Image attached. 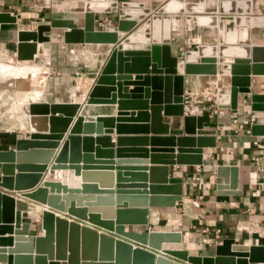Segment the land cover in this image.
<instances>
[{
  "label": "water",
  "instance_id": "obj_1",
  "mask_svg": "<svg viewBox=\"0 0 264 264\" xmlns=\"http://www.w3.org/2000/svg\"><path fill=\"white\" fill-rule=\"evenodd\" d=\"M12 21L16 19L10 13H0V23ZM138 25L139 21L135 18H120L117 25H112L106 30L97 29L94 11L84 13L82 26L74 18H54L49 24L40 25L37 30L18 31L17 56L20 60H33L38 52L37 42L49 40L44 34L50 33L53 29H63L64 41L69 44H112L109 56L86 102L89 104L117 102L121 110L135 103L128 100L118 101V98L127 96L123 95L120 82L119 93H112L115 89L111 85L116 84V80H129L133 73L137 74V80H144L146 83L152 80L150 117L161 120L162 112L166 115L184 117L183 129L168 131L178 135L176 143L186 149L180 147L178 155L167 156L166 158L170 159L176 158V162L167 161L165 164H202V148L217 145V130L204 127L210 122V109L204 110L201 115H185V74L230 76V101L221 107L237 109L239 95H250L252 111L263 113V122L253 123L250 127L251 133L264 136V92H254L252 89V76L264 75V44H251L248 56L236 57L230 63L220 61L215 55L200 54L191 58V50H187L182 55L185 60L184 74H178V65L183 61H179L177 55H172V46L169 42H152L146 48L122 46L123 41ZM116 73L117 75H113ZM172 82L173 90L170 88ZM148 95L150 96L149 92ZM137 98H141V95ZM81 105L56 102L30 103L28 108L30 137L17 139L15 148L0 150V187L18 191L22 196L47 206L41 212V228L44 234L40 235L37 229L30 227L29 222H22L18 207L19 199L0 189V223L13 226V243L0 248V264H48V259L64 260L68 264H175L174 259L165 256L167 254L188 264H256L264 261V245L261 244L249 247L237 245L238 249H232L236 241L226 238L216 246L215 255H193L183 248H163L164 242L182 243V233L179 231L127 230L126 224L148 225L149 207H176L183 200V181L178 178L169 179L168 170L165 180L156 183L152 180L156 168L119 166L116 168L119 171L114 173L109 170H114L112 164L115 162L94 161V158H114L115 153L113 149L111 151H101L100 148L94 151L84 149V143L92 146V139L79 135L81 126L85 123L86 126L93 127L94 124L113 120L111 117L99 116L95 122L85 121L84 115L79 112ZM131 115L148 116L143 113ZM71 124L72 127L69 129ZM67 130L69 133L61 144L59 140L65 135L55 133ZM184 132L189 135L182 136ZM97 140L109 143L103 147H114L108 137H98ZM123 151L120 149L116 151L119 158L122 157L120 154ZM175 151L176 149L172 148L165 152L173 154ZM88 152H94V155ZM118 164H123V161L119 160ZM47 169L72 172L73 178L79 179L78 186L45 178L40 183ZM148 169V175L141 172L130 175L124 173L125 176L138 178L135 180L139 181H134L141 182L136 183L138 185L122 183L127 181L121 179V175L124 174L120 170ZM228 170L231 171V179L226 178ZM217 174L228 184L220 186L219 193L229 195L240 193L238 166H218ZM111 175L117 179L116 185L98 184L100 181L105 182L103 184H110ZM132 196H142L144 203L129 202V198H134ZM107 202L114 205L113 208L117 210L116 217L99 216L100 207L96 205ZM54 210L70 214L74 218L69 219ZM79 219L101 227L102 230L87 223L82 224ZM107 231L114 232L115 235ZM133 241L148 245L151 249L134 245ZM97 246L99 254H96ZM152 249L165 254L157 255Z\"/></svg>",
  "mask_w": 264,
  "mask_h": 264
},
{
  "label": "crops",
  "instance_id": "obj_2",
  "mask_svg": "<svg viewBox=\"0 0 264 264\" xmlns=\"http://www.w3.org/2000/svg\"><path fill=\"white\" fill-rule=\"evenodd\" d=\"M76 0H0V13H10L16 21L0 23V57H8L16 59L18 62L31 63L33 66L48 72L45 89L41 97L36 102L48 103H80L79 112L84 115L85 121L95 122L99 116L111 117L113 121L101 122L94 124L93 127L82 124L81 134L92 139V146L84 143V149L94 151L100 148L101 151H111L113 149L114 158H94V161H113V171L116 173L117 167L129 168H156L152 180L163 181L169 170V179H182V195L183 200L176 207H149V223L148 225L126 224V229L131 231H179L182 233V243H163V248H183L193 255L213 256L216 253V246L221 244L224 239L232 238L236 242L232 249H238L237 245L261 244L264 245V149H260V143L264 142V136L253 135L247 133L246 129L250 128L253 123L263 122L261 112H253L251 109L250 95L240 94L238 100V108H222L220 95L230 93V76L218 75H187L185 82V98L186 107L185 115H201L204 110L210 109V122L205 124V128L217 130L216 147H203V163L202 164H165L167 161H175L176 158H166L171 155H178V149H186L184 146H178L176 138L178 135L169 133L168 129H183L184 117L166 115L162 112V119H152L151 110V92L153 82H145L137 80L136 73L131 74L129 80H116V84L111 85L115 91L119 93L118 82L124 98L119 100H128L135 104L119 109L118 103H87V97L95 83L96 78L100 74L104 66L112 44H69L64 41L63 29H53L50 33H45L49 40L37 42L38 52L33 60H20L17 56L18 50V31L21 29L37 30L40 25L49 24L54 18H74L80 26L84 24V13L81 16L83 8L73 6ZM78 1V0H77ZM171 0H113L115 5L110 9L103 11H94L96 13L97 29L106 30L112 25H117L120 18L144 17L140 15L125 14V7L129 4L136 3L146 6V8H156L163 5L160 10ZM187 5L200 6L202 11H185L180 13H154L155 15L172 17L171 40L172 55H177L179 61H183L178 65V74H184L180 64H184V55L187 50H199L201 45L218 47V23L221 15H227L225 12L219 11V6L223 1H249L252 4L251 14H232L228 16L238 17H258L264 16V0H184ZM92 11V10H89ZM124 11V14H122ZM120 12V13H118ZM183 13H195L190 18L196 16H212L215 18L213 25L192 24L191 27H197L194 33L183 32L182 34H173V30L185 31L188 29L187 22L182 19ZM174 14L178 17V27L174 29ZM148 19V18H147ZM184 22V23H183ZM143 22L140 24L142 25ZM226 26L231 24L226 21ZM139 25V26H140ZM238 33L239 28L235 27ZM251 44H264V25H256L251 27ZM236 40L238 35H236ZM125 41V40H124ZM123 41V42H124ZM154 42V41H153ZM237 42V41H236ZM132 43L129 45H134ZM147 46H149L147 44ZM233 46V45H231ZM238 46V45H237ZM127 48H146V47H127ZM218 59L220 58L217 55ZM29 61V62H24ZM17 67H23L20 65ZM181 69V70H180ZM113 75H117L113 74ZM145 75V74H144ZM152 75V74H151ZM254 92H264L258 88L257 76H252ZM152 78V77H151ZM261 77H258L260 79ZM262 82L264 83V77ZM84 86H83V85ZM173 90V82L170 85ZM219 88L220 92L216 99L211 101L202 99L199 101L196 96L203 94L204 91L215 90ZM257 88V89H256ZM2 91V90H0ZM149 92L150 96H147ZM141 95V98H137ZM230 101V99H229ZM229 101L224 105L229 104ZM32 103V102H31ZM30 104V103H29ZM165 105V104H162ZM192 107L196 108L195 111ZM191 109V110H190ZM132 113H143L145 116L131 115ZM51 114H48L50 116ZM58 115V114H57ZM254 117V120L252 119ZM248 121L249 124H244ZM73 124V123H72ZM70 125L69 129L72 127ZM243 124V128L240 125ZM168 126V128H167ZM124 127V129L122 128ZM28 129V130H27ZM27 129H22L13 138H0V150H8L15 148L16 140L19 138L30 137L29 123ZM24 130V131H23ZM105 131V132H104ZM110 131V132H106ZM168 131V132H167ZM69 130L62 133L65 135L59 141L62 142L68 135ZM185 132L182 136H188ZM98 137L110 138V144L114 147H103L109 143L97 140ZM91 143V142H90ZM183 144V143H182ZM176 149L173 154L165 152L169 149ZM124 150L119 158L117 150ZM57 152L59 148L56 149ZM93 153L94 152H88ZM182 155L187 153H181ZM191 157H195L190 155ZM123 161V164L118 162ZM103 165V164H89ZM221 165H236L239 167V194L229 195L219 193L220 186L227 185L223 177L217 174V167ZM111 167V166H108ZM3 171V170H1ZM17 172V170H16ZM121 173L138 172L149 174L148 170H120ZM65 173L63 170H50L44 172L40 183L45 179L60 180L54 176ZM66 174L70 178L73 173L68 171ZM122 176V180L138 185L134 182L138 178L133 176ZM110 184H117V179L111 175ZM226 178L231 179V171L226 172ZM75 184L68 183L70 186H78L79 179ZM142 179V178H140ZM149 176V180H150ZM97 180V178L95 179ZM61 181V180H60ZM130 181V182H128ZM133 181V182H131ZM66 183V181H62ZM97 183V182H95ZM149 183V182H147ZM10 195L16 196L20 204L19 212L21 213L22 222H29L31 228L37 229V233L43 235L41 228V212L47 207L46 205L34 201L30 198L22 196L18 191L1 188ZM116 195V194H115ZM141 195V194H129ZM129 198L133 203L143 204L142 196H132ZM138 197V198H135ZM100 211V217H116L117 210L111 202L96 205ZM143 208V207H140ZM110 209H113L110 210ZM69 219L74 216L54 210ZM82 224H89L98 230H102L94 224L87 221L78 220ZM13 226L0 223V248H5L13 243ZM113 235L114 232L107 231ZM134 245H139L151 249L148 245L133 241ZM244 247V248H247ZM96 254H99V248H96ZM241 249V247H240ZM158 254H165L160 250L152 249ZM245 250V249H244ZM174 259L175 264H188L187 262L165 255ZM249 259V257H245ZM97 262V261H94ZM48 264H68L64 260L48 259ZM256 264H264V261L256 262Z\"/></svg>",
  "mask_w": 264,
  "mask_h": 264
},
{
  "label": "bare ground",
  "instance_id": "obj_3",
  "mask_svg": "<svg viewBox=\"0 0 264 264\" xmlns=\"http://www.w3.org/2000/svg\"><path fill=\"white\" fill-rule=\"evenodd\" d=\"M82 3V12L89 10L92 11H103L110 9L115 3L113 0H76L73 1V6L75 7L78 3ZM252 4L249 1H223L219 6V11L227 13V15H221L219 17L218 23V47H212L208 45H201L199 50H191L190 57L195 58L200 54L205 55H219V60L225 63H230L236 57H245L249 54V49L251 46V27L256 25H264V16L258 17H246V16H228L232 14H251ZM203 7L187 5L184 0H171L162 11L169 13H180L185 11H202ZM151 11L150 8L146 6L138 5L136 3L129 4L125 7V13L127 15H140L145 16ZM174 29L178 27V17L174 14ZM142 17H139L141 19ZM226 21H230L231 24L226 26ZM201 24V25H213L215 23V18L212 16L202 15L191 18L187 27H191L192 24ZM235 27L239 28L238 33L235 31ZM171 29H172V17L169 15L159 16L153 14L150 18L146 19L142 25L138 26L136 30L129 34L127 39L122 43L123 47H147V44L150 45L153 41L159 43H166L171 40ZM236 35L238 39L236 40ZM237 41V42H236ZM136 43L134 45H129ZM233 45V46H231ZM238 45V46H237ZM29 62V61H24ZM19 63H23L20 61ZM24 64V63H23ZM17 66V65H16ZM15 64L7 63L6 65H1V73L4 76L11 75L14 71ZM20 71H23L24 68L18 67ZM181 69H183V64H181ZM180 69V70H181ZM48 75V73H43V75ZM223 76V75H218ZM228 76V75H227ZM257 76L258 88L261 90V87L264 88V83L262 82L264 75H255ZM258 77H261L258 79ZM30 74L27 76L26 80L24 78H18L13 80L8 86V83L1 84L0 89H9L15 93L17 97V102L14 104V109L19 110L23 103L26 102V90H30L29 82L31 81ZM43 78V79H42ZM30 81H29V80ZM45 77L41 75L36 94V99L38 100L42 95L43 88L45 86ZM44 80V81H43ZM10 87V88H9ZM257 89V88H256ZM0 91V95H1ZM219 99L224 105L230 99V94L220 95ZM27 103V102H26ZM191 110V109H190ZM192 110L195 111L196 108L192 107ZM28 114V113H27ZM61 181H66V183L75 184L77 181L72 177L70 178L68 174L62 173L57 176H54ZM59 181V180H58Z\"/></svg>",
  "mask_w": 264,
  "mask_h": 264
},
{
  "label": "rangeland",
  "instance_id": "obj_4",
  "mask_svg": "<svg viewBox=\"0 0 264 264\" xmlns=\"http://www.w3.org/2000/svg\"><path fill=\"white\" fill-rule=\"evenodd\" d=\"M78 8H83L82 7V3H78ZM163 5H159L156 8L151 9V11L146 14L143 18L141 19H137L139 21V25L144 22L147 18H150L154 13H161V7ZM81 16H83V12L81 11ZM120 13V12H118ZM164 13V12H163ZM122 14H124V11H122ZM126 16H128L127 14H125ZM192 15H195V13H183L182 14V19L183 21L186 23L187 20L189 21ZM183 22V23H184ZM138 25V26H139ZM137 26V28H138ZM195 26V25H194ZM188 27V29H186L185 31H180V30H173V34H182L183 32H187V33H194V30L197 27ZM136 28V29H137ZM135 29V30H136ZM7 63H11V64H15L20 66L23 65L24 68L23 71H20V69L16 66L14 67V71L11 75H7L4 76L2 75V73L0 72V86L1 84H6V82L8 83V86H10V83L18 78H24L26 80L27 76L30 74V78L31 81L29 82L30 85V90H26V102L23 103L22 107L19 110H15L14 109V104L17 102V97L15 95L14 92H12L9 89H0L2 90L1 95H0V138L2 139H6V138H13L16 136V134H18L19 131H22V129H27L28 123H29V115L28 113V108H29V103L31 102H36V92L38 89V85L41 75L43 77H45V84H46V80L48 78V75H43V73H48L45 70L39 69L38 67L33 66L31 63H19L16 59H12V58H8L3 57V59H1L0 57V71H1V65H6ZM43 79V78H42ZM83 85V84H82ZM84 86V85H83ZM10 88V87H9ZM45 89V86L43 88V91ZM213 92V94H215V96L213 97V99L217 98V95L222 91L219 90V88L215 89V90H211ZM43 93V92H42ZM212 94V95H213ZM41 97V96H40ZM28 130V129H27ZM24 131V130H23Z\"/></svg>",
  "mask_w": 264,
  "mask_h": 264
},
{
  "label": "built area",
  "instance_id": "obj_5",
  "mask_svg": "<svg viewBox=\"0 0 264 264\" xmlns=\"http://www.w3.org/2000/svg\"><path fill=\"white\" fill-rule=\"evenodd\" d=\"M212 94H213V92H212L211 90H209V91H204L203 94L198 95V96H196V97H197V99H198L199 101H201L202 99H207V100L211 101V100L213 99V97L215 96V94H213V95H212ZM252 119L254 120V117H253ZM244 124L248 125L249 122H248V121H245ZM240 126H241V128L244 127L243 124L240 125ZM250 127H251V125H250ZM246 132H247V133H251V128H247V129H246ZM258 145H259V148H260V149H264V142H262V143H260V144H258Z\"/></svg>",
  "mask_w": 264,
  "mask_h": 264
}]
</instances>
